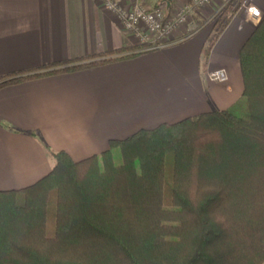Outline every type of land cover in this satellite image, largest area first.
<instances>
[{
    "label": "trees",
    "instance_id": "1",
    "mask_svg": "<svg viewBox=\"0 0 264 264\" xmlns=\"http://www.w3.org/2000/svg\"><path fill=\"white\" fill-rule=\"evenodd\" d=\"M235 6L219 12L204 65ZM239 58L244 90L227 109L112 139L79 161L32 132L55 164L30 186L0 191V264H264V17Z\"/></svg>",
    "mask_w": 264,
    "mask_h": 264
},
{
    "label": "crops",
    "instance_id": "2",
    "mask_svg": "<svg viewBox=\"0 0 264 264\" xmlns=\"http://www.w3.org/2000/svg\"><path fill=\"white\" fill-rule=\"evenodd\" d=\"M230 1L196 7L164 48L0 85V191L30 186L52 170L54 156L32 132L79 161L105 151L112 139L235 103L244 90L240 49L259 24L246 19L242 0L203 64V48ZM254 1L264 9V0ZM161 2L169 15L187 0H124ZM140 45L99 0H0V84L139 52ZM90 55L97 57L70 61ZM220 68L226 82L208 77Z\"/></svg>",
    "mask_w": 264,
    "mask_h": 264
},
{
    "label": "built area",
    "instance_id": "3",
    "mask_svg": "<svg viewBox=\"0 0 264 264\" xmlns=\"http://www.w3.org/2000/svg\"><path fill=\"white\" fill-rule=\"evenodd\" d=\"M215 0H187L175 12L168 15L166 4L161 2L153 7L143 5L127 6L124 0H99L102 5L118 16L127 31L140 38L146 50L164 48L172 44L176 27L188 23L193 10L213 3ZM241 7L246 19L259 23L264 9L254 0L242 1ZM213 80L225 81L227 72L220 68L209 73Z\"/></svg>",
    "mask_w": 264,
    "mask_h": 264
},
{
    "label": "rangeland",
    "instance_id": "4",
    "mask_svg": "<svg viewBox=\"0 0 264 264\" xmlns=\"http://www.w3.org/2000/svg\"><path fill=\"white\" fill-rule=\"evenodd\" d=\"M242 1H244V0H242ZM241 4H242V2H241ZM171 14V13H170ZM218 17V16H217ZM217 19V18H216ZM223 69H225V68H223ZM226 70V69H225ZM214 71V70H213ZM226 72H227V70H226ZM210 73V72H209ZM209 73H208V77H209ZM210 78V77H209ZM228 80V73H227V79L225 80V81H220V82H226ZM165 207H168V208H170V207H172V205H171V203L169 202V191H167L166 192V199H165Z\"/></svg>",
    "mask_w": 264,
    "mask_h": 264
},
{
    "label": "water",
    "instance_id": "5",
    "mask_svg": "<svg viewBox=\"0 0 264 264\" xmlns=\"http://www.w3.org/2000/svg\"><path fill=\"white\" fill-rule=\"evenodd\" d=\"M166 1L169 2V3L171 2V0H166Z\"/></svg>",
    "mask_w": 264,
    "mask_h": 264
}]
</instances>
